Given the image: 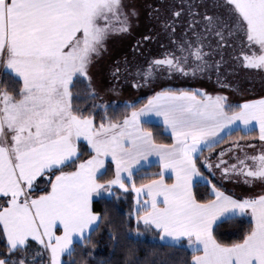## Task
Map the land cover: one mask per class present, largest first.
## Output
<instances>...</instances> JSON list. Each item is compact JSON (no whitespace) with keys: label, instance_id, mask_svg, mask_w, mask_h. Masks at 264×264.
I'll return each mask as SVG.
<instances>
[{"label":"snow or ice","instance_id":"6c2138e0","mask_svg":"<svg viewBox=\"0 0 264 264\" xmlns=\"http://www.w3.org/2000/svg\"><path fill=\"white\" fill-rule=\"evenodd\" d=\"M238 69L264 78V0H0V264H264Z\"/></svg>","mask_w":264,"mask_h":264},{"label":"flooded vegetation","instance_id":"af4514ba","mask_svg":"<svg viewBox=\"0 0 264 264\" xmlns=\"http://www.w3.org/2000/svg\"><path fill=\"white\" fill-rule=\"evenodd\" d=\"M134 2L140 5H143L144 3L150 2V0H134ZM146 23H147V17L143 16L141 18V27L137 29V33H136L137 35H139V32L143 30V26ZM132 43H134V38H129L126 41H124L123 47H124L125 52L127 51L128 47H130ZM117 47L118 48L121 47V44L119 41H117ZM236 71L238 72V75H229V79L233 81L235 80L240 81L241 83L240 91L242 90L252 91L254 89H259V88L264 87V78H262L260 74L256 72H245L244 70H240V69ZM225 72H227V69H225ZM192 86H203V87H207L209 90H212V88L215 87L214 83L212 82H204L199 85L193 84ZM122 93L133 94L134 92L131 89H129V91L125 89Z\"/></svg>","mask_w":264,"mask_h":264},{"label":"trees","instance_id":"16d2710c","mask_svg":"<svg viewBox=\"0 0 264 264\" xmlns=\"http://www.w3.org/2000/svg\"><path fill=\"white\" fill-rule=\"evenodd\" d=\"M141 99H143V97H141ZM157 134H158V136H159V138L160 139H162V140H166L167 139V135H166V133L163 131V129H160V128H158L157 129ZM205 152H207V149L205 150ZM156 168H157V165H155V164H153V166L151 167V168H146V169H144V171H155L156 170ZM205 190V188H204V186L203 185H201L200 186V191H204ZM123 208L126 210L127 209V204H124L123 205ZM225 229H228V228H230V225H225V226H223ZM95 239L97 240V242H98V245H99V247H98V254L99 255H106L107 254V250H108V248L110 247L109 245H108V238H107V235H106V233L105 234H97L96 236H95ZM149 245L147 244V242H144L143 244H142V247H148ZM164 251H167V252H174V251H176L175 249H171V248H169V249H164Z\"/></svg>","mask_w":264,"mask_h":264},{"label":"rangeland","instance_id":"374dc122","mask_svg":"<svg viewBox=\"0 0 264 264\" xmlns=\"http://www.w3.org/2000/svg\"><path fill=\"white\" fill-rule=\"evenodd\" d=\"M129 91V89H127ZM253 91V92H252ZM249 90V91H245V90H242L240 91V93H237V94H232L230 93V95H234V97H240V96H243V97H246V98H250V97H253V96H256V95H262L264 94V87L263 88H259V89H254V90ZM135 94H138L140 95V97H144L145 94H148L150 95L151 93L150 92H140V93H133V94H125V93H121V95L123 96V98L125 99H130L132 97V95H135ZM242 101V100H241ZM239 100V102H241ZM228 187L230 188H233L235 191H256L258 189H249L247 187H241V186H238V185H234V184H229Z\"/></svg>","mask_w":264,"mask_h":264},{"label":"crops","instance_id":"0c3cea01","mask_svg":"<svg viewBox=\"0 0 264 264\" xmlns=\"http://www.w3.org/2000/svg\"><path fill=\"white\" fill-rule=\"evenodd\" d=\"M264 95V94H262ZM260 95H256V96H253V97H250L249 99H254V98H258ZM241 101V100H240ZM242 102V101H241Z\"/></svg>","mask_w":264,"mask_h":264}]
</instances>
